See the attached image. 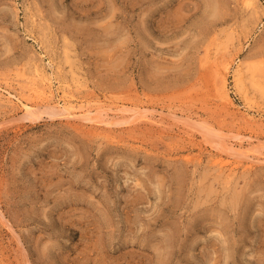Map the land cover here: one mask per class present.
Here are the masks:
<instances>
[{"label":"rangeland","instance_id":"rangeland-1","mask_svg":"<svg viewBox=\"0 0 264 264\" xmlns=\"http://www.w3.org/2000/svg\"><path fill=\"white\" fill-rule=\"evenodd\" d=\"M37 66L107 112L2 89L0 264H264V0H0V84Z\"/></svg>","mask_w":264,"mask_h":264},{"label":"bare ground","instance_id":"bare-ground-1","mask_svg":"<svg viewBox=\"0 0 264 264\" xmlns=\"http://www.w3.org/2000/svg\"><path fill=\"white\" fill-rule=\"evenodd\" d=\"M249 3H252L254 0H246ZM216 58V57H215ZM35 74L33 76H24L25 78V81L26 83L23 85L22 83H20L19 81V85L20 87L22 88H25L26 90L30 91L29 92V95H24L21 92H18V93H12L11 90L8 89V86L11 87V84L9 82L6 81V83L4 84H0V95L1 94H4L2 92V89L3 90H6L7 93H9V95H6L10 98L11 101H14L11 96H16L17 97V100L19 99L22 103H23V106L25 109H27V111L30 113L32 112L33 109H39L41 108L42 106H52L53 108H58L60 111H71V110H76V109H82L84 107V109L86 110L88 107H86V105H79L77 106L76 104L73 103V100H72V93L70 91L67 92V90L65 89L64 90V101L63 103H59L58 105H52L51 104V97L53 95V76L51 75H48L45 70L43 69H40L38 66L35 67ZM236 76L238 77V79L242 82V80H244V74H243V71L242 69H238L237 73H236ZM255 76V75H254ZM23 78V77H22ZM23 81V80H22ZM257 87L260 88V89H263V79H260L259 77H257ZM18 85V87H19ZM70 85V84H69ZM245 95H246V99H249V96H248V92L245 90ZM225 96L227 99L230 100V96H229V93L225 92ZM1 98V97H0ZM8 98V99H9ZM36 98H40V99H36ZM7 103V102H6ZM14 103H17V101L15 100ZM50 103V104H48ZM93 106V105H92ZM117 106V105H116ZM114 107L112 106H109V109H112ZM118 109V106L115 107ZM106 111L107 112V106L105 105H102V104H97L96 106H94L93 108L90 107L88 108L84 113V118H88V119H98V116L94 115L93 113L94 112H98L99 114ZM92 114V115H89V114ZM143 113V115H145L144 112H141ZM132 116H127L125 118L126 122L127 121H130L133 117H134V114H131ZM116 123V122H115ZM254 125V124H253ZM252 125V126H253ZM239 133V132H238ZM221 135L220 137L223 138L225 136V134H219ZM241 135V134H239ZM259 136L260 134L259 133H256V130H253V135H251V137H255L257 139H259ZM217 144H219L221 147H223L224 149H228V150H231V155L235 156L236 158L240 155H245V156H249L252 158V152L251 151H247L245 149H243V142L242 141H239L238 142V145L240 147H236L234 145L233 142H230L229 144H227V141H225L224 139L221 140V139H216L215 141ZM237 142V141H236ZM252 143V142H251ZM253 150H256V148L254 147L252 149ZM230 160H224L223 158H218L216 160V163L218 162V164H223L225 165L226 163H228ZM218 167V166H217Z\"/></svg>","mask_w":264,"mask_h":264}]
</instances>
